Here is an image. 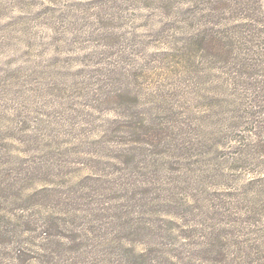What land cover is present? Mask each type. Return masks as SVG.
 Returning <instances> with one entry per match:
<instances>
[{
  "label": "rangeland",
  "instance_id": "374dc122",
  "mask_svg": "<svg viewBox=\"0 0 264 264\" xmlns=\"http://www.w3.org/2000/svg\"><path fill=\"white\" fill-rule=\"evenodd\" d=\"M63 217L127 237L46 256ZM199 219L264 249V0H0V264H189Z\"/></svg>",
  "mask_w": 264,
  "mask_h": 264
},
{
  "label": "trees",
  "instance_id": "16d2710c",
  "mask_svg": "<svg viewBox=\"0 0 264 264\" xmlns=\"http://www.w3.org/2000/svg\"><path fill=\"white\" fill-rule=\"evenodd\" d=\"M218 42L216 37L212 36L210 38V42ZM69 217V216H68ZM63 221V222H62ZM202 220L194 222V226H187L188 229L186 234L180 235L183 237V241L188 239L193 245L189 250L187 256V263L189 264H264V249L256 244H248L247 246L243 244L242 235L236 232L234 228H228L225 230L224 235L219 237L216 236L215 231L217 227L214 225H202ZM51 221L44 223L39 227L42 230L41 235L43 239L46 240V245L44 246L43 251H45V255L49 256L56 252L57 249H65L68 252H76L79 255H84V259L81 261H85L86 257L90 259V261L97 262L99 260H106L113 258L114 251L112 249L113 243H115L116 239L126 238L125 234L118 235L117 232H111L114 237L113 240L108 244L105 241L100 240L101 250H97L96 247L88 240L89 238L86 235L85 229L82 234L85 237H81L78 234H75L74 228H67L68 230L63 228V224L68 225V221H65V217L60 218L59 223H54L51 225ZM203 226V228H202ZM194 227V228H193ZM145 229V226L143 225ZM55 229V230H54ZM171 232H175L173 227L170 228ZM146 231V230H145ZM139 230L137 228L136 234H139ZM131 235H135L133 232ZM198 237V243H196V238ZM171 239V240H170ZM218 239L216 242L215 240ZM174 240V235L169 236V245L174 247V250L177 248H184L183 241L176 240L175 242H170ZM248 241V238L246 239ZM249 242H255L254 238H251ZM256 245H258L256 247ZM198 246V248H197ZM203 246V249L201 248ZM112 249V250H111ZM170 252V251H167ZM200 253V256H197V253ZM193 253V254H192ZM144 254V250L140 253V256ZM196 254V255H195ZM190 255L192 260L190 261ZM53 256V255H52ZM134 256V255H133ZM150 256V255H149ZM136 258V257H135ZM150 263L153 261H158V256L149 257ZM71 260V258H69ZM139 259V256H138ZM141 257L139 262L136 258V264H142ZM183 258L180 257V261L174 262V264H183L181 260ZM89 261V260H88Z\"/></svg>",
  "mask_w": 264,
  "mask_h": 264
}]
</instances>
